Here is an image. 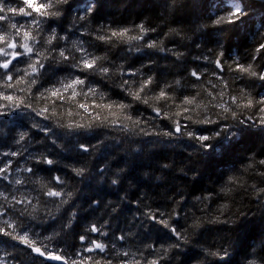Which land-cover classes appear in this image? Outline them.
<instances>
[{"label": "clouds", "instance_id": "clouds-1", "mask_svg": "<svg viewBox=\"0 0 264 264\" xmlns=\"http://www.w3.org/2000/svg\"><path fill=\"white\" fill-rule=\"evenodd\" d=\"M262 53L264 0H0V264H264Z\"/></svg>", "mask_w": 264, "mask_h": 264}, {"label": "trees", "instance_id": "trees-1", "mask_svg": "<svg viewBox=\"0 0 264 264\" xmlns=\"http://www.w3.org/2000/svg\"><path fill=\"white\" fill-rule=\"evenodd\" d=\"M264 54V53H262ZM262 68H264V65H261ZM218 71V70H217ZM260 138L258 137H255V136H252V137H249L246 141V144H245V148L243 149L244 151H249V150H253L256 146H257V143H258V140ZM258 157H259V154H258ZM239 157L233 155L232 157H230V160H235V159H238ZM5 159H8V158H5ZM216 163L215 162H210L209 165H208V174L209 175H215V172H216ZM202 187V182H198L196 185H195V188H194V191L196 190H199L200 188ZM55 254V253H53ZM48 264H51L48 262Z\"/></svg>", "mask_w": 264, "mask_h": 264}, {"label": "snow or ice", "instance_id": "snow-or-ice-1", "mask_svg": "<svg viewBox=\"0 0 264 264\" xmlns=\"http://www.w3.org/2000/svg\"><path fill=\"white\" fill-rule=\"evenodd\" d=\"M37 251L39 252V251H41V249H37ZM48 258H49L50 260H56V261H61V260L64 259L63 257H61V256H57V255H55V254L50 255Z\"/></svg>", "mask_w": 264, "mask_h": 264}, {"label": "water", "instance_id": "water-1", "mask_svg": "<svg viewBox=\"0 0 264 264\" xmlns=\"http://www.w3.org/2000/svg\"><path fill=\"white\" fill-rule=\"evenodd\" d=\"M48 262L51 263V264H64L63 260H61V261L49 260Z\"/></svg>", "mask_w": 264, "mask_h": 264}]
</instances>
